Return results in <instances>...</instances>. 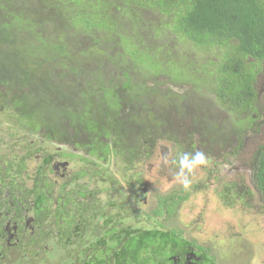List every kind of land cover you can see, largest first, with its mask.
Instances as JSON below:
<instances>
[{
  "label": "trees",
  "instance_id": "1",
  "mask_svg": "<svg viewBox=\"0 0 264 264\" xmlns=\"http://www.w3.org/2000/svg\"><path fill=\"white\" fill-rule=\"evenodd\" d=\"M108 69L123 77L116 88L118 76H107ZM263 75L264 0H0V87L11 90L27 113L37 105L39 114L58 112L69 127L88 132L92 144H106L103 152L119 147L125 161L134 155L142 161L144 154L148 161L159 140L175 155L186 144L194 148L190 154L201 151L210 160L213 147L199 148L191 136L209 131L216 141L226 129L213 132L206 111L174 93L186 86H211L204 89L236 114L227 133H235L240 151L245 134L258 131L250 111ZM140 105L147 111L138 112ZM150 106L158 108L155 119ZM251 175L264 197L263 143L255 149ZM187 197L157 195L155 207L142 215L147 230L123 231L120 264L159 263L177 231L164 227L165 220Z\"/></svg>",
  "mask_w": 264,
  "mask_h": 264
},
{
  "label": "flooded vegetation",
  "instance_id": "2",
  "mask_svg": "<svg viewBox=\"0 0 264 264\" xmlns=\"http://www.w3.org/2000/svg\"><path fill=\"white\" fill-rule=\"evenodd\" d=\"M11 94L0 87V264H120L123 231L138 229L130 223L137 210L128 215L124 203L146 204L145 154L142 161L127 157L128 164L119 147L110 145L103 152L106 144H92L88 132L69 127L58 112L39 114L37 105L27 113ZM225 151L200 166L205 179L213 181L207 180L211 194L225 207L240 203V212L251 209L264 217V197L253 183L252 166L247 176H234L225 158L235 153ZM242 185L246 191L238 195ZM175 229L174 243L156 264H223L220 244L212 248L188 238L186 229ZM219 232L215 237L221 240ZM253 242L256 251L247 250V264H264V247L257 238Z\"/></svg>",
  "mask_w": 264,
  "mask_h": 264
},
{
  "label": "rangeland",
  "instance_id": "3",
  "mask_svg": "<svg viewBox=\"0 0 264 264\" xmlns=\"http://www.w3.org/2000/svg\"><path fill=\"white\" fill-rule=\"evenodd\" d=\"M159 40L164 42V39ZM199 62L203 63L201 60ZM108 70L107 73L109 74H107V76L115 80V77L118 76L116 71H113L112 69ZM149 77L152 78V75H148L146 79ZM157 78L158 77H156V79ZM121 80H123V77L121 76L116 78V82L114 83L115 88L120 84L119 82ZM186 87L187 90H185V88L181 90L177 89L178 93H174L188 97L190 104L200 113L206 111L208 115L205 116V119L215 123L216 127L213 129V132H219V129L223 132L224 129H226L224 133L230 132V121L236 119V114L227 111L220 105L219 101L211 91L204 89L209 88L210 90L212 87L202 86L204 88H201L199 91L191 86ZM255 91L257 92L256 103L254 104L255 108L250 111V117L255 118L254 123L258 127V131H253L254 134L248 132L245 134L243 143L244 147L240 151L237 146L238 139L236 138L235 133L232 132L230 134L227 133V136L220 132L221 138L216 141L211 138L209 131H200L198 134L196 131V133L191 136L192 141L193 139H196L199 148H203L201 146H206V144L212 147H218L217 150L213 152L211 156L212 159H217L220 153L225 150H230L234 153L238 150L233 156H227L225 158V161L229 162V165H231L230 168H232L234 176L240 175L243 177L250 173L252 161L255 156V149L259 144H264V75L258 78ZM129 98V96L124 97L126 101ZM135 108H137V104L135 105ZM139 108L140 109H137V111L140 113L147 111L141 110L144 108L142 105H140ZM148 111L153 113L154 119L157 117L158 108H156V106H150ZM162 112L163 111H161V113ZM129 113L133 112H126L127 117H130ZM242 117H244V115H242L241 118ZM184 118V114H182L181 117H174V124L176 125L178 121L184 120ZM137 121L142 122V117L137 118ZM244 125L245 121H243V126L241 128H237L234 131L239 132ZM239 126L240 124L236 123V127ZM181 138V134H178V139ZM154 145V149L151 151V159L146 162L145 168L142 170L143 178L146 179L145 182L147 185V190L145 191L146 204L141 207V204L138 206V204L135 205L133 201H129L128 204H130L131 211L126 207V209H128V215H132L131 212L134 208L137 210L134 215L130 216V220L132 221L130 223L137 225L138 228H143V225L148 226L147 223L144 222V218L139 209L141 208L142 211H144V215L145 213H150L155 207L157 195L162 196L163 194L173 192L186 193L188 195L187 199L179 205L176 216L172 217L169 222L165 221V226L169 228L180 226V228H183L184 230L186 229L188 238H192L201 243H206L212 248L213 246L217 247L220 244L221 256L219 260L223 264H247L249 258L247 250L249 252L251 246L255 249V243L253 240L257 238L259 246L264 247V217L259 216L255 213V210L251 209L246 210L245 213L240 212L239 209L242 208L240 203H235L232 207H225L222 205L221 202L211 194L207 180H210V183L213 181L211 179H205L206 170H202L200 167L194 170L195 175L191 178L190 186L187 189L183 188L175 176L176 169L172 172L170 170L171 168L169 169L167 166L168 161L176 156L174 153L175 148L172 147L171 144L160 140ZM186 146V144L183 145L182 150L187 148L186 150H190L189 153H191L194 148L191 147L190 149L188 148L190 146ZM225 152L227 153L229 151ZM230 160L233 161V164ZM222 167L223 166L220 165L219 168ZM245 186L247 185H242L240 190L238 189V195H242L246 191ZM261 213H264V211ZM217 229L220 230L217 235L222 238L221 240L215 237V233L218 231ZM224 236L226 238H224ZM214 251H216L215 248Z\"/></svg>",
  "mask_w": 264,
  "mask_h": 264
},
{
  "label": "clouds",
  "instance_id": "4",
  "mask_svg": "<svg viewBox=\"0 0 264 264\" xmlns=\"http://www.w3.org/2000/svg\"><path fill=\"white\" fill-rule=\"evenodd\" d=\"M171 164L177 170L175 176L183 186L187 189L191 184V175L194 170L200 166H206L208 159L201 151H196L194 154L187 152L177 153L172 159Z\"/></svg>",
  "mask_w": 264,
  "mask_h": 264
}]
</instances>
